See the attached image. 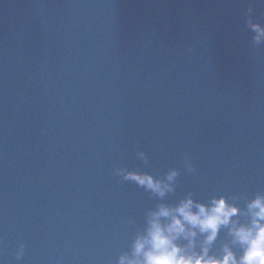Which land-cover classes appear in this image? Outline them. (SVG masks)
Instances as JSON below:
<instances>
[{
	"label": "water",
	"instance_id": "95a60500",
	"mask_svg": "<svg viewBox=\"0 0 264 264\" xmlns=\"http://www.w3.org/2000/svg\"><path fill=\"white\" fill-rule=\"evenodd\" d=\"M248 15L264 24V0H0V264L130 253L161 200L118 166L178 168L169 203L264 191V43Z\"/></svg>",
	"mask_w": 264,
	"mask_h": 264
},
{
	"label": "clouds",
	"instance_id": "9594fccd",
	"mask_svg": "<svg viewBox=\"0 0 264 264\" xmlns=\"http://www.w3.org/2000/svg\"><path fill=\"white\" fill-rule=\"evenodd\" d=\"M252 10L250 4L247 12ZM246 24L252 33V44L264 43V24L251 15ZM135 155L147 163L143 150H137ZM183 165L188 172L196 171L187 155ZM112 174L135 182L161 200L146 211L144 227L132 240L130 253L121 252L116 264H264V191H257L250 198L243 193L212 194L206 200L195 198L189 191L169 203L163 198L176 191L178 168H169L163 176H157L118 166ZM222 230H226L229 239L217 248ZM24 250L21 243L16 251L18 260Z\"/></svg>",
	"mask_w": 264,
	"mask_h": 264
}]
</instances>
